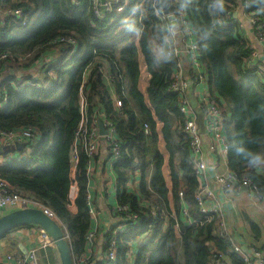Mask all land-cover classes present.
<instances>
[{"label":"trees","instance_id":"1","mask_svg":"<svg viewBox=\"0 0 264 264\" xmlns=\"http://www.w3.org/2000/svg\"><path fill=\"white\" fill-rule=\"evenodd\" d=\"M172 1H177L194 27L210 99L222 106L227 166L238 179H250L264 200V160L252 165L247 155L264 157V78L255 69L244 67L250 53L240 29L224 23L226 13L236 11L241 0H222L223 12L214 8L216 0ZM242 1L248 2V12L264 18V0ZM121 4V12L115 6L112 13L99 19L88 2L78 8L71 0H0V97H7L0 108V129L29 127L37 135L36 141L27 146V159L0 166V178L19 194L51 210L68 236L72 251H83L90 217L86 201L87 159L82 151L78 153L74 181L69 177L74 133L80 122L78 94L83 85L88 115L102 110L116 131L122 153L121 160L113 164L117 186L123 188L128 173L138 164L142 195L158 209L153 218L133 195L118 197L140 214L146 230L148 225L152 228L151 236L137 246L132 264H211L215 250L232 264H243L222 239L212 235L216 219L207 223L198 213L194 200L198 182L183 132L184 117L178 110V96L170 91L176 59L170 55L167 60H156L159 49L167 50L166 32L149 0H121ZM17 10L21 16L14 15ZM61 38H72L76 43L60 42ZM4 55L6 58L1 59ZM140 56L150 75L149 105L137 89ZM19 60L26 62L24 74L36 69L35 81L47 80L49 88L21 83V77L33 80L35 76L29 72L19 75L13 71V75L11 71L10 75L9 64ZM95 64L107 65L116 96L122 100L120 110L97 69H91L84 82L86 69ZM3 72L7 75L3 76ZM38 76L44 77L42 81ZM156 121L161 124L159 133L169 153L170 190L161 175L163 159L157 148ZM145 125L149 127L148 134L144 133ZM150 167L153 173L147 185ZM74 184L76 212L72 213L68 206ZM179 192L183 193L190 218L198 220L192 226H187L181 215ZM169 193L174 211L167 206ZM172 213L178 229H174ZM134 238L129 233L125 239H116L117 264H126L128 243ZM55 254L56 260L49 257V263L59 264L56 251Z\"/></svg>","mask_w":264,"mask_h":264},{"label":"built area","instance_id":"2","mask_svg":"<svg viewBox=\"0 0 264 264\" xmlns=\"http://www.w3.org/2000/svg\"><path fill=\"white\" fill-rule=\"evenodd\" d=\"M85 2H88L91 5L93 14L99 19L104 18L107 13H112L113 7L115 6H117L116 10L118 12L123 10L121 0H71L72 5L78 8L82 7ZM149 2L154 16L160 23L161 27L164 28V25L169 22L170 17L175 19L180 25L178 36L170 40H166L165 38V42L167 51L170 55L175 57L177 63V67L171 76L170 91L178 96V110L184 117L183 132L188 138L190 162L198 182V188L194 193V200L198 207V213L201 219L205 220L207 223L212 221L215 222L216 219L217 222H215L216 226L212 231V235L222 239L229 248V252L238 256L243 264H264L263 250L261 251L260 249L254 247L247 248L246 245L241 242V239H237L228 230L224 218V198L220 199V194L215 193L210 186V182L213 181V183H215L220 189L219 191L222 195L230 192H245L255 199H260L258 196V188L250 179L245 177L240 180L229 170L227 172H219L218 162L212 165L211 168L213 170V177L212 179L209 178V171L211 169L207 165L206 155L216 153H223L227 155L228 143L226 136L224 135L222 106L210 99L206 93L200 94L197 97L205 122L204 135L209 138L207 146L208 153L206 154L203 145V135L200 133L197 125V115L186 96L190 87L204 81V73L202 72L203 65L199 59V45L194 27L186 20V14L181 6L178 5L177 1L171 0V5L174 8V11L171 14L164 13L160 5V0H149ZM240 9L250 25L253 41L261 45L262 53L264 54V18L255 12H248V2H243V5L240 4ZM14 15L21 16V12L17 10L14 12ZM234 15L236 16V11L226 13L224 23L231 24L239 29H242V24L233 21ZM60 42H67L71 45H75L76 43V41L72 38H61ZM246 44L250 53L249 60L258 58L259 54L253 49L250 42H247ZM4 58H6L5 55L1 57V59ZM184 59L185 61L187 60L189 65L187 68L184 65ZM93 68L97 69L102 78L107 77L109 74L106 64L91 65L86 69L84 82L87 75ZM258 69L264 72V65L260 64ZM36 78L37 76L33 77L32 81H28L27 79L21 77L20 82L31 87L49 88L50 84L47 80L46 82L44 81V83H41L36 82ZM38 78L40 79L44 77L38 76ZM40 81L42 80L40 79ZM6 101V95L0 97V108L5 105ZM113 103L117 109H121V99L116 98ZM78 108L80 113V122L74 133V142L71 153V169L69 174L72 181L75 179V170L78 163L79 151H82L87 159L86 173L88 180L90 162L98 152L100 139H103L107 144L110 163L112 166L122 158L121 147L117 141L116 131L111 123L107 121L105 114L97 111L90 116L88 115V104L83 85L80 87L78 94ZM100 123L106 131V134L102 136L99 133ZM148 132L149 127L145 125L144 133L148 134ZM36 139V132L29 127H22L12 131H2L0 129V146L4 148L10 147L13 149L15 144H24L25 147H27L28 144L33 143ZM112 174H115L114 170H112ZM76 194L77 188L74 184L69 193L70 205L68 208L70 211L74 208L73 201ZM178 195L182 201L183 193L179 192ZM133 196L136 201L144 207V211L148 212L151 217L156 218L158 210L156 207L152 206L147 199H144L138 191ZM119 200L120 199L114 203V206L111 209L112 217L115 219L114 222L111 225L104 227L99 237L98 230L90 228L85 235V247L81 253H74L70 247L72 264H117L118 249L116 239L118 237L125 239L129 233H132V236L134 235L135 238L134 240H130L131 242L128 243L131 248V244L134 241L143 243V241L147 240L151 236V226L148 225L146 230V225L143 223L140 214L133 211L129 203H122ZM86 201L90 221L91 219L97 220V211L95 210L93 202L90 200L88 190ZM30 208L42 211V213L47 217L56 220L62 228L58 218L51 210L27 198L26 196L19 194L13 189L7 180L0 178V217L1 213L4 211L12 212ZM180 211L187 226H192L198 221L190 218L188 208L183 201L181 202ZM170 217L175 222L174 229H178L176 216L172 213ZM33 228H35L37 232L35 245L24 253L11 252L5 255L0 259V264H51L49 262L43 263L41 254H45L44 251H47L49 248L54 249L53 242L44 230L35 226ZM65 238L68 241V236L66 234ZM130 254H132L131 249L126 252V257L124 258L126 260V264L133 262L129 258ZM211 264H227L226 258L220 252L215 250Z\"/></svg>","mask_w":264,"mask_h":264},{"label":"crops","instance_id":"3","mask_svg":"<svg viewBox=\"0 0 264 264\" xmlns=\"http://www.w3.org/2000/svg\"><path fill=\"white\" fill-rule=\"evenodd\" d=\"M235 22H238L243 25V28L240 29V33L245 43L250 42V45L253 49L259 54L258 58L254 60H245L244 67L246 69H255L259 71L260 77L264 78V72L258 69L260 64L264 65V54L262 53V47L255 41H253V36L251 34L250 25L243 15L242 10L240 9V5L236 10V16L234 15ZM247 45V44H246ZM184 65L189 67L187 60L184 59ZM203 65V64H202ZM139 70L140 76L138 80L137 89L143 95L145 102L149 105L147 99V86L150 75L147 72L145 63L143 58L139 57ZM11 71L13 69H9V74L12 75ZM31 72V73H30ZM30 74L32 76H37V74L33 73L34 70H30ZM202 72L205 73V68L202 66ZM34 74V75H33ZM14 75V72H13ZM103 82L106 85L107 90L109 91L112 102L117 98L113 82L108 74L107 77H103ZM206 93L209 96V87L204 78V81L194 86L190 87L187 92V98L195 110L197 115V125L200 133L203 135V145L204 149L207 152V146L209 143V138L204 135L205 127H204V117L203 112L200 109V104L198 103V95ZM118 99V98H117ZM213 100V99H212ZM217 100V99H216ZM215 101V100H214ZM218 101V100H217ZM216 102V101H215ZM223 104V103H221ZM102 112V110L100 111ZM160 122L156 121L155 131L158 132V143L157 148L158 152L162 156V165H161V175L165 182L166 187L170 190L171 183V172L169 166V153L166 149L165 142L160 136ZM224 130V135L225 134ZM0 149H4V147L0 146ZM27 147L18 151V150H10L8 153L0 152V166L6 163H19L23 160L27 159ZM206 162L209 168V178L213 177L212 165L218 162V171L219 172H227L229 170L227 166V155L223 153L216 154H207ZM113 166L110 163V156L107 144L103 139H100V145L98 148V152L95 157L90 162V170L88 173V183L87 190L90 196V200L93 202L95 210L97 211V220L91 219L90 228L98 230V237L100 236L104 227L111 225L114 222V218L112 217L111 209L114 206V203L118 200V197L121 195H134L138 192L142 195L141 191V183H142V174L141 168L138 164H136L132 170L128 173V178L123 188H119L117 186V178L115 174H112ZM230 171V170H229ZM153 173V168L150 167L146 172L145 182L147 185L150 183L151 175ZM115 178V179H114ZM210 186L212 190L220 194V199L224 198V218L226 221V225L228 230L237 238L241 239V242L246 245V247H254L264 251V200L255 199L252 196L244 193H236L230 192L222 195L220 193V189L216 186L213 181L210 182ZM143 196V195H142ZM144 198V196H143ZM168 208L170 211H174L173 202L171 193L167 195ZM72 213L76 212L75 207L71 210ZM9 213L4 211L1 215ZM192 215V214H191ZM216 226V223L214 227ZM167 225L164 226V230H166ZM36 229L33 227H21L14 231L9 232L5 236L0 239V259L5 255L11 252H19L24 253L27 250L31 249L36 242ZM139 241H134L131 244V253L129 258L131 261L134 260L136 253V248L140 245ZM245 248V247H243ZM228 252V251H227ZM45 254H41L42 262H49L48 258L52 257L53 260H56V254L53 249L49 248L47 251H44ZM45 256V257H43ZM226 258L227 264H232L230 259Z\"/></svg>","mask_w":264,"mask_h":264},{"label":"water","instance_id":"4","mask_svg":"<svg viewBox=\"0 0 264 264\" xmlns=\"http://www.w3.org/2000/svg\"><path fill=\"white\" fill-rule=\"evenodd\" d=\"M243 5V2L240 3ZM161 8L165 14H171L174 8L171 5V0H160ZM172 19V17H170ZM100 135H105L106 131L102 124H99ZM25 148L24 144H15L14 148L5 147L0 149V152H6L10 150H22ZM35 226L44 230L51 238L54 249L57 253L59 264H72L71 249L68 241L65 238V234L60 224L42 213L38 209H23L6 213L0 217V238L5 236L11 231L25 226Z\"/></svg>","mask_w":264,"mask_h":264},{"label":"clouds","instance_id":"5","mask_svg":"<svg viewBox=\"0 0 264 264\" xmlns=\"http://www.w3.org/2000/svg\"><path fill=\"white\" fill-rule=\"evenodd\" d=\"M214 8L217 11L223 12L224 11V5L222 3V0H216V3L214 4ZM179 28L180 25L175 19H170L169 22L164 25V31L166 32V40L174 39L179 34ZM170 57V53L164 49H159L156 60L159 62L160 60H167ZM248 155V162L249 164L256 165L262 162L264 160V157H261L258 154H252L249 153Z\"/></svg>","mask_w":264,"mask_h":264},{"label":"rangeland","instance_id":"6","mask_svg":"<svg viewBox=\"0 0 264 264\" xmlns=\"http://www.w3.org/2000/svg\"><path fill=\"white\" fill-rule=\"evenodd\" d=\"M24 63H26V62L25 61H22V60L14 61V62H12V63L9 64V65H11V68L10 69H13V71L16 72V74H19V75H28V72H30V71H27L26 74H24V72H22V67L25 65ZM33 70H36V69H33ZM5 75H7V72L6 73L3 72V76H5ZM130 264H132V263H130Z\"/></svg>","mask_w":264,"mask_h":264}]
</instances>
